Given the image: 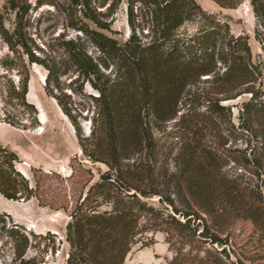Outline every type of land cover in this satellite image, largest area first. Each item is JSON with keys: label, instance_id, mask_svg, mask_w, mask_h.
<instances>
[{"label": "trees", "instance_id": "16d2710c", "mask_svg": "<svg viewBox=\"0 0 264 264\" xmlns=\"http://www.w3.org/2000/svg\"><path fill=\"white\" fill-rule=\"evenodd\" d=\"M214 1L226 6L242 2ZM249 1L256 38L264 46V0ZM120 2L130 26L123 39L112 28ZM44 4L64 12L68 25L80 31L97 56L87 51L80 36L55 39L50 50L58 52V60L36 54L35 49L44 50L29 29L34 9ZM0 38L8 48L0 57V90L5 89L6 103L23 110L35 124L37 110L26 99L30 64L43 65L46 90L74 125L86 155L108 167L70 214L66 264H124L136 243H149L146 234L156 206L148 199L154 195L167 207L164 231L203 222L205 253L197 264H264V256L228 249L231 225L238 219L250 221L264 247V67L254 58L246 35H232L228 21L197 0H37L34 7L29 0H7L0 10ZM64 67L98 93L92 96L89 135L81 131L68 103L54 93ZM244 94L249 97L235 123L231 107L222 102ZM202 107L206 111L196 110ZM226 109L228 137L247 143L234 169L223 171L218 147L204 143L200 130L187 137L194 132L189 126L176 135L187 139L176 141L177 155L163 150L156 131L169 120L177 118L178 125L187 115L211 119L215 113L217 119ZM4 118L22 123L11 114ZM18 160V153L0 140V193L28 200L36 189L17 169ZM101 201L109 208L99 209ZM22 243L28 246L26 235Z\"/></svg>", "mask_w": 264, "mask_h": 264}, {"label": "rangeland", "instance_id": "374dc122", "mask_svg": "<svg viewBox=\"0 0 264 264\" xmlns=\"http://www.w3.org/2000/svg\"><path fill=\"white\" fill-rule=\"evenodd\" d=\"M6 2L7 0H0V10ZM29 2L34 7L37 0ZM197 2L208 12L228 21L232 35H246L254 58L260 60L264 67V46L256 38V20L249 0H242L236 6L221 5L214 0ZM114 11L112 28L115 36L120 39L127 38L130 26L126 6L120 2ZM32 17L30 34L44 50L43 53L35 49L36 54L42 57L51 54L58 60V52L52 53L50 50L55 39L80 36L87 51L94 57L97 56L93 45L80 31L68 25L65 13L61 10L55 9L51 4H44L34 9ZM6 52L8 48L0 38V57ZM47 72L41 64H30L26 99L37 110L33 125L26 120L28 117L23 110L6 103L5 89L0 90V140L18 153L16 167L36 189V196L28 200L8 199L0 193V264H66L70 247L66 241L65 228L71 220L70 214L87 194L89 187L108 169L104 161L93 160L86 155L74 125L63 113L56 98L46 90ZM61 72L60 88L54 89V93L63 97L83 134L89 135L90 117L94 108L92 96L98 93L88 82L83 85L82 79L73 69L64 67ZM13 78L16 82L19 79L16 74ZM248 97L244 94L222 102L231 107L235 123L238 122L239 107ZM204 108L196 110L204 112ZM227 111L226 109L217 113L219 119L215 118V113L211 119L207 116L192 118L187 115L185 121L178 125L177 118L169 120L160 132L156 131V136L163 150L174 157L180 147V142L176 141L180 137L187 141L186 137L176 135H180L187 126L194 131L189 132L187 137L196 136L200 130L204 143L218 147L223 171H230L234 169L236 161L243 159L247 143L241 138L228 137L230 123ZM6 114H11L22 123L11 124L4 118ZM207 114L208 112L204 115ZM83 143L89 147L88 141L83 140ZM190 148L191 146L188 149ZM148 201L156 206L150 223L153 226L150 225L146 234L149 243H136L127 254L124 264H197L199 256L205 253V241L200 239L203 222L199 227L191 224L178 232L164 231L163 228L167 226L166 218L163 217L167 210L165 203H161L157 195L150 197ZM99 204V209L109 208L102 201ZM208 219L207 223L210 225ZM230 231L231 242L229 241L228 249L249 252L255 258L264 256L263 242L258 239V233L250 221L238 219L231 225ZM23 235L29 240L26 248L22 243ZM231 254L235 258V252ZM248 263L253 264L249 261ZM255 264H262V261Z\"/></svg>", "mask_w": 264, "mask_h": 264}, {"label": "bare ground", "instance_id": "6f19581e", "mask_svg": "<svg viewBox=\"0 0 264 264\" xmlns=\"http://www.w3.org/2000/svg\"><path fill=\"white\" fill-rule=\"evenodd\" d=\"M43 122H45V120Z\"/></svg>", "mask_w": 264, "mask_h": 264}]
</instances>
